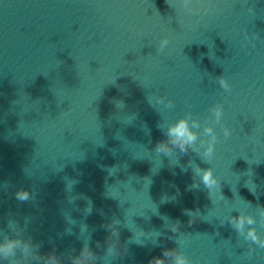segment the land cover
Wrapping results in <instances>:
<instances>
[{"label":"clouds","instance_id":"obj_1","mask_svg":"<svg viewBox=\"0 0 264 264\" xmlns=\"http://www.w3.org/2000/svg\"><path fill=\"white\" fill-rule=\"evenodd\" d=\"M190 5L191 0H183V6L186 9L191 10ZM168 44L169 40L167 38L162 39L159 44L160 50L162 51ZM218 80L221 88H223L225 92L231 91V86L223 75L218 77ZM164 100V97H158L156 102L164 103ZM166 106L171 108L173 106V102L168 100ZM211 111L214 116V121L219 123L223 115V106L216 105L211 109ZM190 116L191 114L189 113L188 118H190ZM188 118H181L168 127L166 135L169 139L168 141L158 142L155 148L156 152L170 155L172 153V148L169 147V143L179 148L181 152H187L189 146L194 145L197 136L194 132L190 131ZM199 126L200 125L196 121H193L192 127L198 128ZM223 131L225 137L230 135V130L228 128L225 127ZM204 133L209 139L207 141L201 142L202 146L206 144L203 155L204 157L211 158L214 152V145L217 141V136L212 126H206L204 128ZM194 171L197 176L201 177L202 183L207 189H209V191H211L215 186L219 185V181L214 176L211 167L207 169H201L199 166H197ZM16 195L21 201L28 198V193L26 191H20ZM186 214L192 218L189 221V223H192L196 218L195 214L191 210H186ZM245 222H247L249 225L254 223L250 216L245 217L243 215L238 218H234L232 221L234 227L237 228L242 235L244 234L243 229ZM8 228L9 231L15 232V235H9L8 232L5 231L0 232V234L3 235V240L0 242V260H5L8 262V264H28L29 259L33 258L36 260L44 259V264H60L59 259L54 254L49 255L47 258L40 257L38 254L39 245L33 246L30 240L25 242L17 233L16 224L13 221H9ZM244 239L259 245L261 248H264V239L261 238L255 228H249L247 234L244 236ZM108 252L110 255L119 254L118 247L115 242L109 245ZM248 253L251 255V248H249ZM170 254L171 250H165V256ZM80 257L81 258L74 259L73 264H83L84 260H94V254L91 252L87 244H85L84 248L82 249ZM149 264H164V262L162 259L157 257L154 260L149 261ZM175 264H191V262L185 255L180 254L176 256Z\"/></svg>","mask_w":264,"mask_h":264}]
</instances>
